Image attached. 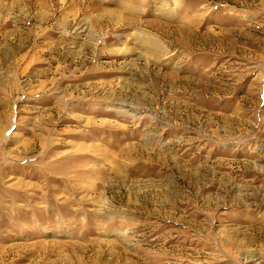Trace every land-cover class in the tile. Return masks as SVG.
Segmentation results:
<instances>
[{"label": "rangeland", "instance_id": "374dc122", "mask_svg": "<svg viewBox=\"0 0 264 264\" xmlns=\"http://www.w3.org/2000/svg\"><path fill=\"white\" fill-rule=\"evenodd\" d=\"M0 264H264V0H0Z\"/></svg>", "mask_w": 264, "mask_h": 264}]
</instances>
